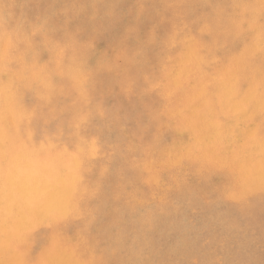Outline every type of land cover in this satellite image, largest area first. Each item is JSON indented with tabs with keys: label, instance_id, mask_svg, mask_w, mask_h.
Instances as JSON below:
<instances>
[{
	"label": "rangeland",
	"instance_id": "rangeland-1",
	"mask_svg": "<svg viewBox=\"0 0 264 264\" xmlns=\"http://www.w3.org/2000/svg\"><path fill=\"white\" fill-rule=\"evenodd\" d=\"M244 1L260 5L264 33V0H0V115L23 118L5 156L22 159L32 176L59 178L46 188L68 205L37 221L26 213L23 231L6 223L15 214L8 208L0 236L15 234L0 241V259L264 264V189L244 191L232 166L200 148L183 153L177 138L180 126L193 132L192 122L214 116L234 131L253 127L249 139L264 141V113L237 120L204 79L254 52L248 31L231 25ZM188 45L197 58L179 63ZM246 64L264 71V55ZM10 128L0 123V135ZM1 160L6 173L13 161ZM33 181L15 193L31 207L46 191Z\"/></svg>",
	"mask_w": 264,
	"mask_h": 264
},
{
	"label": "bare ground",
	"instance_id": "bare-ground-1",
	"mask_svg": "<svg viewBox=\"0 0 264 264\" xmlns=\"http://www.w3.org/2000/svg\"><path fill=\"white\" fill-rule=\"evenodd\" d=\"M259 3H261V1H259ZM256 8L258 9V12L254 15H251L252 9H256ZM237 12H238V15L240 16V20H237V23L234 21L233 22L231 21V25H237V28L233 27V30H234L235 34H237V35L242 34L245 30L248 31L247 38L250 41V43L251 42L253 43V45L255 47L254 52L251 55H247L245 53V54H242L241 56H239L237 58L236 57L233 58L231 60L230 65L226 66L227 70H225V69L217 70L215 74L212 72V73H210L211 74L210 76H206L204 79L206 80V82L209 85L211 83L212 86L217 87L220 90L221 96H219V99H221L222 105H227V106L229 105V110L234 115V117L237 120L243 121L244 115L250 116V117H255L254 114L264 113V76H263L264 71L261 70L260 67H257L253 71H248V66H246L247 65L246 63L248 60H259L264 55V53H262L264 50V33H262L261 29H260L261 28V22H259V20H261V17H260L261 11H260V5L258 3H255V5H254L253 2L247 3L244 1L242 3L241 7L240 8L238 7ZM248 40L246 39L247 42H248ZM180 54L181 55L179 58V63H180V59L183 60L182 58H184V62H185V59L187 60V57L188 58H190V57L197 58V53L193 52V49L190 45H188V48L186 47L184 49V52L182 51V53H180ZM198 62L200 64V60L197 61V63ZM254 71H256V72H254ZM242 72H247L248 75L242 76L241 75ZM181 73H182V71H181ZM182 75H183V73H182ZM199 83H201V82H199ZM197 87H198V85H197ZM200 89L201 88H199L198 90H200ZM206 93H204V94H206ZM217 97H218V95H217ZM217 100H218V98H217ZM3 106H5V105H3ZM9 112H11V111H9ZM18 113H19L18 111L14 110L13 112L8 113L9 114L8 117L5 113H4L5 115L4 114L0 115V123L1 124L2 123H4V124L10 123V127H11L8 130H4V132L0 135V158H2V160H3V157H6V159H7V157L8 158L10 157L13 161V162L11 161L12 164L9 165L6 173H2V172L0 173V176L3 177L2 179H0V182H1V186H0V219L3 217L6 218L8 208L13 207L12 209L14 210L15 214L13 215V213H12V218L9 220V222H6V223L13 224L16 222V225H15L16 229L18 231H21V230L23 231L24 228L26 227V225H28V222H27V219L25 216L26 213H29L28 217L30 218V221H31V218L33 216L34 217L36 216L35 220L37 221L38 218L44 219V217L46 215H50L48 213H54L56 215L63 214V212L67 209L68 205H64V208L60 207V205L62 204L61 202H59L60 198L58 199L57 196L52 192V191H56V190L54 189V190L50 191L47 189L49 187H52L51 189H53L54 186L58 187L59 182L57 180L59 178L55 181L52 180V181L48 182L49 180H51L48 177H43V176H38V175L32 176L31 171H29L28 169H26L24 167L20 168V167H22L21 166L22 159H20V161H19L20 164H19V163H16L15 160L13 159V158H15V156L12 157L13 155L11 156L8 154H7V156H5L6 151L10 150V147H7V146L15 145L14 142L17 140V138L20 137V136L17 137L13 143H12L11 138H10V133H12L13 130H17L19 128L18 127L19 122H20V120L23 119V118L21 119V116ZM22 116H23V114H22ZM9 117H10V119H9ZM213 117L210 120L208 118V120H206V121H204V119L203 120L196 119L194 122L191 123L192 124L191 126H193L194 131L190 132L189 129L191 127L190 128L188 127L189 129L187 128L190 134L189 133L185 134L186 127L184 128L183 126L182 127L180 126L177 129V138L179 140V144L182 147L183 153L185 152L186 154H191L193 151L198 150L200 148L201 153L204 154L205 157L211 158L215 161H218V163H220L222 165L232 166V168L238 172V175H239L238 177H240V182H241L242 187L244 188V191H254V190L257 191L259 189L263 190L264 189V141L258 140V139H253V138L249 139L250 134L252 132L253 133L255 132V128H253V127L250 129V132H249V128L246 129L245 126L243 128L238 127V130L234 131L230 127L231 124L227 127H225V125H223L224 127H222L219 124H217L218 122L216 123V121ZM225 117H227V116H225ZM217 121H218V119H217ZM221 124H222V122H221ZM26 133L28 134V132H26ZM185 137H186V140H184ZM23 139H25V138H23ZM46 147H47V144H46ZM46 147H43V149ZM75 147H77V146H75ZM21 148H22V146H21ZM23 148H24V146H23ZM37 148L39 149L38 146H37ZM79 149H81V148H79ZM79 149H78V151H79ZM87 149H89V148H87ZM31 151H33V150L31 149ZM41 151H42V149H41ZM63 152H65V151H63ZM80 152H83V151H80ZM80 152H78V153H80ZM28 153H29V151H28ZM10 154H11V152H10ZM64 154H62V155H64ZM27 155H26V157H27ZM146 155H145V157H146ZM22 157H23V155H22ZM65 157L66 156H64V158ZM20 158H21V156H20ZM74 158H75V155H74ZM67 161H69V160H67ZM2 163H3V161H2ZM53 165L54 164H52V167H53ZM59 166H60V163H59ZM47 168H49V167H47ZM61 168H64V166ZM18 169H19V171H18ZM42 169H44V168H42V166H41V170ZM68 169H67V171H68ZM20 170H23V171H20ZM46 172H48L47 174H49V171H46ZM50 173L53 174L51 171H50ZM55 176L58 177L59 175H55ZM31 178H33L36 183H43L45 186L44 189H46L45 193L43 191L44 195L39 194L40 196H34L35 199L34 198L33 199L37 200V201H35L37 203L36 204L34 203L32 205V207L29 206L31 203H33V202H31V203L29 202V200L32 199L31 197L28 200L27 197L22 196L23 194L22 195L17 194V196H15L16 195L15 193H19L21 191V189L25 190L28 187L29 182L33 181V180L29 181V179H31ZM76 178H78V177H76ZM231 181L233 182V180H231ZM30 185H31V183H30ZM38 186H39V184H38ZM32 188L33 187H31V190L33 191ZM58 189H60V188H58ZM18 190H19V192H18ZM31 193H33V192H31ZM33 194L36 195L38 193H36V191H34ZM33 194H31V195H33ZM242 194H240V195H242ZM68 209H70V208H68ZM67 212H69V211H67ZM77 214H79V213H77ZM65 218H67V217H65ZM31 224H33V223H31ZM4 225H6V224H4ZM34 225L36 226L35 222H34ZM8 226H10V225H8ZM11 228H12V226H11ZM38 228H39V226H38ZM5 229L8 230L7 228L4 227V232H5ZM13 232H14V229H13ZM12 234H15V232L14 233H12V231L7 232L4 236H0L1 245L9 242V240H7V239L12 237L11 236ZM13 236H15V235H13ZM10 243H11V241H10ZM5 246H6V244H5ZM1 252L2 251H0V253ZM13 257H15V256L13 255ZM17 257H15V258H17ZM42 258H45V257H42ZM24 261H25V259H24ZM60 262H61L60 260H56V263H60ZM62 262H65V264L66 263L68 264V258L63 259ZM52 263H54V262H52ZM0 264H8V263L5 260L0 259Z\"/></svg>",
	"mask_w": 264,
	"mask_h": 264
}]
</instances>
